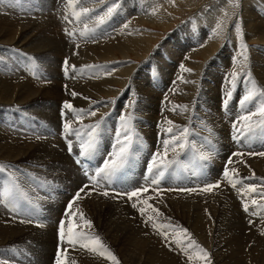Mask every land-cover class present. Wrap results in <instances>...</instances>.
<instances>
[{"label": "rangeland", "instance_id": "obj_1", "mask_svg": "<svg viewBox=\"0 0 264 264\" xmlns=\"http://www.w3.org/2000/svg\"><path fill=\"white\" fill-rule=\"evenodd\" d=\"M20 1L18 0L19 3H20ZM24 1L25 0H22V2H24ZM113 2H114V0H103V3L101 5L108 7L111 4H113ZM116 2H118L119 7L117 8V11L113 14V16L109 20L114 19L115 21H118L120 25H125L124 22L131 15L138 16V14H140V13H146V15H144V18L145 17L148 18L147 19L148 23L144 22V24L141 27L142 33L145 35V38H143V41L139 45L127 44V46H126V44H125L126 48L128 47V50H129L126 53H125V51H123V53L119 52L118 54H116L118 51H114L113 53L109 52L110 55L105 54L107 56V58L96 59L95 60L96 63L93 64L91 67H89L87 69V71L83 72V74H87L88 71H90V72L92 71V73H95V75H100L101 73H104L105 71L109 70L108 73L103 75V76H107L109 73H111L112 68L115 70L117 69L116 67H118V66L119 67H123V66L126 67L127 66L128 68H131V64H132L134 69L135 68L138 70L143 69L141 71H144V69L146 68L145 70H147L149 72H152V70L154 71V70L161 69V68H162V70H174L176 72V71L182 70L183 69L182 67L188 66V69L191 70V72H189V73L193 74V76L197 77L198 74L200 73L202 67H204L202 69L203 72L201 71L203 76L201 75V73L199 74L200 79H198V86H197L198 88H196V86H195L194 90L196 92L194 91L195 93L193 92V94H191V97H190V99L193 97L195 99H191V101L188 102L192 106H191V109H188V111L186 112V114H187L186 118L187 119L185 120V122L186 121H188V122L185 123V127L189 128V132H190L189 137H188V143H187L186 148H185L186 153L185 154L179 153V155H177V153H175V152H170L167 155L169 157V160L170 161L174 160V161H176V163L172 164L167 171H165V169H166L165 168L164 169L165 175L163 177L159 178L160 181H163V182H166L167 178H173V175L169 174L170 169H172V168L179 169V167L175 166V165L178 162L182 161L185 157H189L190 165L194 168L195 171L192 172L190 169H187V168L185 170L183 169V182L186 179H188L186 181V183L183 185L184 186L183 189L192 188V189H197V191H194L191 193H189L187 191L186 192L181 191V195L180 194L177 195V194H175L176 188H170L169 186L168 187L165 186L166 188L165 187L162 188L163 186L161 185V187H159L158 189H156L154 191L153 189L156 187H155V185H151V186H149V191L148 192H142L139 199H137V198H133L132 200L128 199V197L125 193H130L132 190H136L138 188H142V187L148 185L149 174L147 173V168H148V165L151 161V158H152L154 153H157V152L162 153L161 148H160L161 144H162L161 142H163V140L165 138H167V136L162 137L161 135H163V132L161 130H159L163 126L162 124H164L163 101L165 100V93L162 89L153 90V91L160 93V94L155 96L154 103H152V105L150 106L149 112H145L142 110V113H141V110L140 111L136 110L137 108H139L138 103H136L135 105L130 103V104L126 105L125 107H120V108L118 107L117 108L115 106V102H116L117 98L121 95H124V87L121 85L120 82L128 83V79H126V81L122 80V81L117 82V83H120V86H119V84L115 83V85L112 87L111 92L116 91L117 95L103 94V95H100V97L98 96L97 101L99 103L96 102V104H99V105H97L95 108L97 110H99V112H97L98 114L96 113V116H92L89 114L92 109H90V110H88V109L85 110L83 108L81 109L78 106L77 101L68 95L67 90H66L68 88L67 87L68 85L67 84H61L62 82L66 83L65 80L64 81L61 80V76L63 74L62 68L63 67L65 68L64 61L65 60L68 61V65H67L68 69L70 68L69 66H71V68L73 69L74 65L69 64V62H70L69 56H71V54L74 56H75V54H76V56H80L81 52L82 51L85 52V50H86V53H90L94 56L100 57L102 55L100 51L102 49H105L104 47L109 46V44L106 43L105 38H104L106 35H108V33H106V35L104 37L102 36L101 38H93V37H86L85 36L83 38V41H81V42H71L69 37H67V35H66L67 29L70 30L72 28V31L71 30L70 31L73 32L76 29H78V27L83 26L82 24H85V20L87 19V17H84L83 15H81V20L76 21L75 17L73 16L74 11H80V9L82 8L80 6V4H82L80 2V0H78V3L74 7L69 6L67 3V0H30L29 4H27L28 8H26L27 11L25 13V16H23L22 19H25L26 23L28 21H31L35 25V28H34L32 26L33 24L30 23V24H32L31 25L32 29L35 30L33 32V38L36 40V43H38L40 45H46V46L57 44L60 47L61 52L65 48L63 52L66 51V53L64 54L62 52L61 55L51 54L49 57H47L48 59L50 58V60H52V58H53V63L55 65L60 66V68L58 67L59 69L57 68V66L54 67L55 69H53V71L55 73L61 75L58 77V80L57 79L54 80V78L51 77V79H53L54 82H56V83L49 85V83H51V79H49L50 74L48 72H46L45 70H43L44 66L42 68L41 65H44V64L42 63V61L40 59H39L40 65H38V61H37L38 58H36L35 55L28 53L22 49L17 48L18 49L17 50L16 47L4 46V45L0 44V64H2V67L6 68L8 71L18 72L19 67L25 66V67L31 68L32 72L39 75V78H40V79L38 78L39 80L38 79L35 80L36 78L35 79L31 78L32 80H35V81L30 82V86H32V84H33L32 88H33V90L34 89H36V90L33 91L34 94L31 93L32 95L29 94L30 96H27V97L30 101V104L33 106L34 109L38 110L40 107L42 108V112L37 115V118L31 120L27 116L28 113L26 115L24 112V109L22 107L15 106L14 103L13 104L10 103L8 105H7V103H3V102H1L2 104L0 103V126L3 127L2 132L8 133L7 131L4 130V123H5V127L8 129V127H10L9 123L14 122V124L16 125V127L18 129V130H15V133H13L14 131L10 132L11 134L4 137V139L2 137L3 141L1 140V142H0L1 147L7 149V146L9 145L8 143H10L11 140H12V142H11L10 146L28 145V146H31L30 150L33 149V146H36V152L32 158H30V155L27 154V157H26V155L24 157H22V159H20V162L14 161V162L8 164V167L12 168L13 171L18 170V171H15V176L18 178V182H20V184H21L20 185L21 186V192L26 193L27 195L24 196L21 193H15V191L12 189V185H11V190L14 192V198H13L15 201L14 203L16 204L18 210L15 212H12V210H11V212H10V211H7V209H2V210L7 211L9 216H6V218L2 217V216L0 217V224L2 226L4 225L3 228L9 229V227H7V226L10 225L9 219L11 218L12 221L14 222L13 224H15V223L17 224V228L23 229V227H26L30 231L32 230L35 233L25 235V233H23L22 231L19 230L17 232H21L22 234L21 235L16 234L17 237L19 236L18 238L15 236L14 238L11 237V239H10V236H9L7 238V240L5 241L4 245L3 244L0 245V264H55V258L57 256L58 250H60V249H63V251H64L63 259L65 261V264H75V263L76 264H93L94 263V262H90L89 260L94 259L93 256H96V252L80 248L78 245L74 246V245L67 244V229H68V227H70L74 224V221L71 218L77 213L75 206L81 205V203H82L81 199L76 200L72 206V209L70 210L72 215H66L67 205L69 204L70 201L73 200V198L77 192V190H75V189L73 192H71L69 190L70 181H72V180L75 181V179L78 176L81 178H84V180L91 181L92 183H91V186H89V188L94 187V189H95L94 191H91V193L86 195V196L87 197H94V198L102 199V200H100L98 202L100 205L98 207H96V209L90 210L89 212L87 210L86 214L84 216H82L83 219L81 218V220L83 221V224H84V220L91 221L92 227L91 228L82 227L81 229H79L80 227H77L76 232L78 234L81 233L80 234L81 239L85 240V241H87L89 239L94 240L96 237H98L101 244L103 245V247H105V245H106L105 248H107L109 251H111V253L117 257L118 261L120 260L119 264H146L145 262H142V263H135L134 261L131 262L128 259L132 255H134V251H136V253H138L137 255H140L139 259L145 258L148 254L147 246L149 247V245H150L148 242L146 243V241H147L146 239L151 238V235L149 232H154V233L162 232V227L165 224H167L168 227L171 228L169 223L171 224V226L176 227L178 229L183 230V228H184V230H187L186 232L182 231V233H183L182 239L183 240H181L182 241L181 245L183 246L184 250H186V251L188 250L186 253L188 257L186 256V260L183 264H185V263L186 264H188V263L200 264L203 257H202V254L200 253L199 248H197L196 245L201 246L203 249L207 248L205 250L208 251L209 254L211 253L210 254L211 261H212V259L215 258L212 256L214 253H218L219 256H223V258H227L224 254L225 253L229 254L230 249L237 248L238 242H240L241 246L245 247L246 252H248L252 256V253L250 251V247L252 244L249 241L247 242L246 237H249L251 234H254V229L256 228L255 227L256 226L255 218L256 217L258 218L260 216L259 213L257 212L258 209L254 210V211L252 210V213L248 212L249 215L252 216V218L254 217L253 220H252V218L248 219V217H245L242 220L243 224L247 227H246V231L241 233L238 239H237V235H236L237 232H235L233 234V231L231 230V234L233 235V237L230 239V244L228 246L222 248L223 247V245H222V247H219L218 243L216 245L215 241L219 240V238H218L219 229H222L221 228L222 224H223L222 221H225V219L220 216L223 214L222 213V207L223 206L232 210L234 213L236 212L235 213L236 215H237V211H239L241 213L244 212L245 214H247V212H245L244 208H243V205L245 203L248 205V207L250 209L258 207L256 205V203L253 204L252 201L246 202L245 200H243V197L238 196L236 194L237 189L240 187L239 186L240 181H244V180L239 178L240 177V171H239L240 169H238L237 173H236V171L235 172L232 171V170H234V168H235L234 165H236L237 161L232 163V164H228L229 160L235 161L236 159H238V156L234 155V153H237V152H243L244 153L243 156H239L240 158L241 157H247L248 158L249 157L247 154L248 150L246 149L247 146H250V148H249L250 150H252L253 148L256 149V147H254L255 145L258 147V149L261 152H262V150H264L260 146L258 141L253 136L249 137V140L247 141L248 143L245 142L248 144V145L246 144L247 146L245 144L242 146L239 145L241 143V139H244L243 137L247 136L246 134H242L243 137L241 135L239 139H236L237 133L233 129V122L239 120L240 116L244 114L245 109L242 108V105L240 104V100L242 98V95L240 93L239 87L234 86V83L233 84L230 83L231 80L228 81V77L229 78L232 77L234 70H235V73H237V76H239V77L240 76H242V77L247 76L249 83L252 84L255 82V84H252L251 86H249L248 91L252 87H255L256 92H257V96L258 97L261 96L262 100H264V95H259V93L261 91H264L261 88V85H262L261 80L250 75V73L252 72L251 69L247 71V69H249L250 66L253 69V66H252L253 62L251 60H253L252 58H253L254 53L259 52V51L264 52V42H261V41L259 42L256 39L255 40L250 39L251 40L250 41V40H247V38H246L247 34H248V28L246 26V21H247L246 14L251 15L254 18L255 22L258 24V21L256 20V18L254 16L255 12L260 14V16H262L264 18V7L263 6H262L263 8L260 6L256 7V5H258L259 3L264 5V0H116ZM2 4L4 6L7 5L5 3H2ZM83 5L84 4H82V6ZM35 6H38V7L35 8ZM6 7H8V5ZM31 7H33V8H31ZM29 8H31V9H29ZM124 8H125V11H122ZM254 9H256V10H254ZM63 14L67 16L66 20H65ZM5 15H7V16L9 15V17L11 15L10 18L12 19V16H15V12L11 11V10H7L5 12L0 10V16H1L0 18H2V17L7 18V16H5ZM19 15H21V14H19ZM68 16L70 18H68ZM91 20L92 19H89V20L87 19L86 23L88 22L87 24L91 25L92 24V23H90ZM193 20L194 21L197 20L196 21L197 25L199 24L198 25V28H199L198 34L200 36L202 43L199 40L198 47L189 46L188 47L189 51H187V53H185V52L183 53V51H181L180 53L178 52L176 58L173 59V54H174L173 49H175V47L178 46L177 42L179 41V38L177 36H175V32L178 29H181L182 25H184L188 22L193 23ZM143 21H146V19H143ZM259 21H260V24L262 26H264V22L261 20L260 17H259ZM129 22H131V21H129ZM150 23L152 25H150ZM54 24L55 25L57 24V25L55 26ZM217 24H220V26H221L220 29H218V30L216 28ZM252 24L255 25L253 19H252ZM8 25H10V24L8 23ZM72 25H73V27H72ZM237 26L240 29L239 32L236 31ZM8 27H10V26H8ZM73 28H74V30H73ZM244 31L247 34L244 33ZM108 32L113 34V36H115L116 32H118V31L113 32L110 30ZM19 33H20V31H19ZM63 36H64V38H63ZM145 39H147V40H145ZM206 39L207 40L209 39L208 40L209 42ZM212 39H213V41H212ZM41 40H42V42H41ZM243 40H245V41H243ZM144 41H146L147 43ZM229 41H231V42H229ZM240 41H242V42H240ZM199 45L201 46V49L199 48L200 47ZM243 45L244 46L246 45L247 52L244 51ZM149 46H151V47H149ZM170 46H172V48H171L172 50L168 49V47H170ZM86 47H89V48H86ZM71 48H74V49H71ZM81 48L83 50H81ZM132 48H133V51H132ZM144 48H145V50H144ZM207 48L211 51L213 50V52L209 51ZM141 49H142V52H141ZM70 51L72 53H70ZM201 51H203V52H201ZM143 52H145V53H143ZM193 52H195V53L197 52V53L196 54L194 53V55L192 56ZM120 53H121V55H120ZM134 53L137 55H135ZM124 54H126L128 56H125ZM182 54H184L183 57H182ZM188 54L189 55L191 54V59H190L191 61L190 62H191V64L193 63V65H195V66H193V65L189 66L188 65V64H190L189 62H187V59L190 57ZM142 55H144V56H142ZM169 55H171V56H169ZM246 55H248L247 57H249L247 59L248 61L244 59V56H246ZM205 57L206 58L208 57L207 58L208 60ZM2 58H3V61H2ZM29 58H31V59H29ZM221 58H223V60L227 61V62L224 63V61H221ZM250 58H251V60H250ZM102 59H104V61ZM106 59H109V60H106ZM100 60L102 61V63ZM238 60H240V61H238ZM12 61H13V63H12ZM185 61L187 63H185ZM199 61H200V63H199ZM60 62H62V64ZM238 62H241V63H238ZM56 63H58V64H56ZM197 63L200 65H197ZM12 64H15V66H16L15 69L12 68V66H11ZM157 64H159V65H157ZM162 64H164V66H161ZM183 64H184V66H183ZM222 64H224V65H222ZM229 64H230V66H229ZM227 66H229V67H227ZM233 66H234V68H232ZM83 67L85 68L86 65H84ZM198 67H200L201 69L198 70ZM207 67L208 68L209 67H213V68L219 67L221 69V73L224 75L223 77H219L216 84L214 85V92L215 93L213 94V100H210L209 96H207L206 94L203 95L204 94L203 93V85H205V89H207V88H209V86H211L213 84L211 82V80L209 79L210 78L209 75L211 74L212 71L209 70L210 72H208ZM196 68H197V70H196ZM192 71L194 73H192ZM41 72L43 73L42 76L39 74ZM180 72L183 74V71H180ZM4 74L6 75V77L3 79L8 80L10 74H7L6 71ZM4 74H0V79H2V77H3L2 75H4ZM71 75L74 77V71L72 72ZM71 75L70 76L67 75L69 79H71ZM42 77H44V78H42ZM27 80H28V76H27ZM256 80H258V81H256ZM36 81H37V83H36ZM40 81L42 84L40 83ZM46 82H48V83H46ZM59 82H61V83H59ZM202 83H203V85H202ZM36 85H37V87H36ZM55 86H56V89L51 90L50 87L54 88ZM64 87H65V89H64ZM224 87H227L228 89L224 88ZM37 89H39L40 91H38ZM54 90L56 93L54 92ZM38 92L40 94H38ZM139 93L146 94V92L144 90H140V92H139V91L135 90L134 88H132V90L130 92L131 95H128L126 98L128 100L129 99L134 100V99L138 98L139 100H137V101H142L144 97L141 98V95ZM223 93H224V95H223ZM37 96H38V99H37ZM229 96H231V97H229ZM235 99H236V101H235ZM71 101H73L74 103ZM225 101H227L226 106L224 103ZM66 102L72 105V109L67 110L63 107V105ZM93 104H95V103H93ZM147 107H149V106H147ZM21 108H22V110H21ZM75 108H77V109H75ZM103 108H104V110H103ZM245 108L248 109V107H245ZM100 109L102 110V112ZM106 109H107V112H106ZM128 109H129V111H128ZM227 109H229V110L234 109L233 112L230 111L231 117H230V120L228 121V122L231 121L230 122L231 126L229 127L230 129L227 128V131L229 132V133H227L228 146H230V147L232 146V148L234 150L230 154H228L226 159H219V165L217 167L218 172H216L214 170L215 168H213L211 166L210 173H209L211 178L208 181H204L205 179L204 180L199 179L197 182H195L192 180V177L203 176L206 172L207 165L209 163H212L214 161V159H216L215 153L213 152L214 151L213 143H212V140L210 139V137H212L211 132H212V130L219 129L220 127H223L226 123H228L226 121V119L223 120L222 122L217 120L218 116H219V112H220V114L224 113V115H226L225 113H226ZM111 110H113V112ZM70 111H72V114L70 113ZM123 112H124V114H123ZM250 112H253V111H249L246 113H250ZM62 113H63V116H62ZM77 113H78V115H77ZM68 114H71V116H69ZM97 115H99V116H97ZM121 115L125 116L126 119L128 117H132V119L128 121V126L130 128L129 134L132 136L136 134L137 130L141 129L139 127L138 128L134 127L135 126L134 123H137L138 126H141L142 125L141 122L144 121L146 116L151 117V121H153L152 127L153 128L157 127V128H155L153 130V134L151 132V129H149L146 132H142L143 135H137V137H134V139H133L134 142L137 138V140L140 142L139 148L141 150L145 151L146 159L141 158L140 154H138V155L135 154L136 148H134L135 146H134V142H133L132 148L130 149L132 152V156L130 157L129 163L126 165V167L121 172H119L115 177L110 179L111 180V186L109 188H106V187H103L101 185V183L103 182L102 177L97 178V180H89V176L94 175L95 172L93 173V170L95 169V166H98V168L103 167V161L105 159L109 158V154L113 151V146L116 144V133L118 131L123 132L122 129L119 130L118 128L113 129L110 127L111 124L113 122H115L114 120H116L117 122L121 121L120 120ZM72 116H74V117H72ZM81 116L85 117L84 118L85 121H95L97 118L94 125L96 123H100L101 125L104 124L103 126H101V128L99 130V138L97 141L96 150L89 158L80 157L78 155V153L80 151L81 143H86L87 140L89 139V137L86 135V132L84 133L83 129L81 127H79V124H80L79 120H81L79 118ZM196 117H197V119H196ZM192 118L195 120H193ZM255 118L257 119V118H259V116L258 115L255 116L254 120H252L253 121L252 123H254V124L256 123L255 125H257V124L261 125L264 118L260 119L257 122L255 121L256 120ZM22 121H25L30 129L21 128L20 125H21ZM130 121L131 122L134 121V123L132 122V125H130L129 124ZM65 122H69L72 126V129L76 130L79 134L73 135V136H67V134L63 130V124ZM215 126H217V127H215ZM190 127H192V128H190ZM209 128H210V130H209ZM243 128H244V125H241L240 129H243ZM193 129L194 130L196 129L195 131L198 133L194 132ZM106 131H110L111 134H106L105 133ZM202 133H204V134H202ZM157 135H159V136H157ZM201 136H203L204 140L200 139ZM8 137L11 139H9ZM19 137H21V138L19 139ZM250 138H252V140ZM33 139H34V142L37 144H40L44 140L43 141L44 146H45L44 148L46 149L45 151H46V154L48 155V157H46V159L44 161H39L40 158L42 157L43 150H42L41 146L34 145L32 143ZM15 140H18V141H15ZM69 144H71L73 146L71 151L69 150V147H68ZM76 144H80V145H76ZM209 144H211V145H209ZM177 151L179 152L181 150L178 149ZM29 153H30V151H29ZM208 153H211V154L208 155ZM192 154H194V156L199 159V162L198 161H192L193 160ZM204 157H207V160H205ZM250 157L253 158V153ZM141 161L143 163H141ZM139 163H141L143 165L138 170V167L136 168V166ZM0 165H1V163H0ZM183 165H184V163H183ZM37 166H43L44 170H41L39 168L35 169ZM225 169H228L230 171V179L234 180V182L237 185L236 188H233L229 183H227V181L224 180L223 172L225 171ZM24 170L27 171L28 173H26ZM66 171H68V172L66 173ZM75 171L77 172V174L75 173ZM188 171L190 172V174ZM217 174H218V176H216ZM62 176H66V178H63ZM0 178L3 182L2 174H1ZM247 178H249V177H247ZM137 179H141L142 183L137 184L136 186H133L137 182ZM144 181H146V182H144ZM214 181L216 183L220 184L219 188H215L211 192L200 191V189L203 186H206L205 184L212 183ZM262 182H264V181L262 180ZM160 184H164V183H160ZM166 184L167 183H165V185ZM170 189H175V190H170ZM32 191H36L37 195L29 194V192H32ZM64 191H67L66 198L61 199L59 197V195H61L62 192H64ZM102 191H108V193H109L108 196H103V195L98 194ZM232 191H234V192H232ZM2 193H3V191H2ZM194 193H195V195H194ZM174 195L177 197H174ZM241 195L243 196L242 193H241ZM179 196H181V197H179ZM214 197H216V198L214 199ZM145 199L148 200V205L150 204L154 208L159 210V214L157 212L153 211L152 208H150V207L148 208V205H145L142 202ZM216 199H218V200L216 201ZM247 199H249V198H247ZM58 200L62 204V208H60L61 211H60L59 215L55 214V216H54L53 213L55 212V210L52 209V207L54 208V206H58V204H59ZM225 200L226 201H228V200L234 201L235 200L234 202H236L237 205L222 203V202H225ZM209 201H211V202H209ZM133 202L136 203V207H134L132 209ZM212 202L215 204H213ZM1 203L3 205H1ZM4 203H6L4 200H0V207L1 208H4V205H5ZM185 203H187V204H185ZM209 203H211V204H209ZM190 204H192V205H190ZM183 205H186V206L184 207ZM218 206L220 208L216 209V208H218ZM112 207H114L113 208L114 210H112ZM141 207H143L145 210L143 215L140 213ZM174 207L176 209H174ZM177 207H179V208H177ZM182 208H185V209H182ZM50 209H51V212L49 211ZM187 210H188V212H187ZM167 211H168V213H167ZM177 211H178V213H177ZM136 213H137V215H136ZM215 213H217L218 215L217 214L215 215ZM253 213L254 214L256 213V214L254 215ZM257 214L259 216H257ZM173 215H175V216H173ZM201 215H203V216H201ZM236 215L234 217L237 219V222H238L240 219ZM148 217H152V219L149 220ZM193 217H194V221L198 220L199 222H201V224H200L201 227L204 226L203 229L207 232V237H203L202 239H200V236H197L193 232V229H192L194 227ZM1 218H2V221H1ZM108 218L112 220L111 225H113V227L111 230H113V228L116 227L115 228L116 230H114V232L112 234H110L109 236H107L105 234V228H107ZM257 218H256V220H258V219L263 220L262 218H258V219ZM21 219H23L25 221H31V222L30 223L29 222L20 223L19 221ZM184 219H185V221H184ZM210 219H211V221H210ZM246 220L248 223L246 222ZM61 221H64V224H65V240L63 242L60 241V239H59V225H60ZM181 221L183 223H181ZM3 222H5V223H3ZM122 223H123V225H122ZM163 223H165V224H163ZM186 224H188V225H186ZM183 225H184V227H183ZM123 227H126V228L124 229ZM211 227H212V229H211ZM259 227L260 226H258V229H259ZM128 228L130 230H132L131 232H133V233L135 232L134 235L136 234V232L139 235V236L137 235V237L139 239V240H137V243L138 242L139 243L136 245L137 246L136 250H134L132 243H129L131 236L127 235L125 233L123 234L120 231V230H122L123 232L128 231L129 230ZM252 228H254V229H252ZM84 229H86V230H84ZM260 230H262V228H260ZM80 231H82V232H80ZM209 232H211L212 234ZM221 232L222 231H220V233ZM128 233H130V232H128ZM188 233H189V235H188ZM42 236H50L51 238H53L54 244L52 242H50V240L47 237L42 239ZM184 236H186V237H184ZM187 236H189L190 238L189 237L187 238ZM37 237H39V238H37ZM194 237H195V239H194ZM212 237H213V239H212ZM197 238H198V240H197ZM206 238H207V240H205ZM36 239H39L40 241L39 240L36 241ZM143 239H145V241H143ZM192 240H194V241H192ZM107 241H108V243L109 242L110 243L104 244ZM112 241L115 242L114 245H112ZM43 243H45L47 246L50 245L52 252H50L48 254L46 252V250L43 251L41 249V245ZM211 244H213L214 246H212ZM247 244L250 246H248ZM207 246L208 247L210 246V247L208 248ZM189 247H191V248H189ZM220 248H222L221 252H219ZM145 251H146V253H145ZM198 251L201 255L200 254L198 255ZM191 253L194 254V255L192 254V257L190 256ZM36 256H40V257H36ZM74 256H76V257H74ZM85 260H87V262ZM223 260H225V259H223ZM259 261H261V260L260 259L259 260L252 259L251 264H259ZM203 262H206V261L203 260ZM112 264H113V262H112ZM153 264H157V263H153ZM158 264H160V263H158ZM201 264H203V263H201Z\"/></svg>", "mask_w": 264, "mask_h": 264}, {"label": "bare ground", "instance_id": "obj_2", "mask_svg": "<svg viewBox=\"0 0 264 264\" xmlns=\"http://www.w3.org/2000/svg\"><path fill=\"white\" fill-rule=\"evenodd\" d=\"M20 1V0H19ZM18 0H0V10L1 11H7V10H11V11H14L15 12V16H12V19L9 17V15H5L7 16V18H0V44L4 45V46H10V47H16V49H22L28 53H31L33 55L36 56L37 61H38V65H40V60L42 61V63L44 65H41L43 70H45L46 72H48L50 74V77L49 79H51V77L58 80V77L61 76L60 74H57L53 71V69H55L54 67L57 66V68L60 66L59 65H55L53 63V58L52 60H50V58L48 59L47 57H49L51 54L53 55H61V53L64 51L61 52L60 50V47L57 45V44H53V45H50V46H46V45H40L38 43H36V40L33 38V32L35 30L32 29L31 25L33 24L31 21H28L27 23L25 22V19H22L23 16H25V13L27 11L26 8L27 7V4H29L30 0H25L24 2H22V0L20 1V3L18 2ZM80 2L82 4H84L82 6V4H80L81 7H87L88 9H90V15L92 17H95L96 13H99V12H103L107 6H102L101 4L102 3H99L98 0H80ZM2 3H5L8 5V7L4 6ZM33 3V2H32ZM38 3V2H37ZM41 3V2H40ZM30 6V5H29ZM264 7V5L262 4H258L256 5V7ZM38 7V6H35V8ZM255 7V8H256ZM262 7V8H263ZM33 8V7H31ZM29 8V9H31ZM43 8V7H42ZM7 9V10H6ZM36 10V9H35ZM81 10V9H80ZM256 10V9H254ZM122 11H125V8L122 10ZM61 12V11H60ZM59 12V13H60ZM255 12V11H254ZM21 14V15H19ZM151 14V13H150ZM64 15V14H63ZM62 15V16H63ZM144 15H146V13H140L138 14V16H134V15H131L125 22L124 24H127L128 27L125 28L124 25H120L118 21H115L114 19H111L109 21H107L104 25L100 26V27H96L95 26V21L94 19L91 20L90 23H92L91 25H88V29L89 31L85 32V29H84V24H82L83 26H80L78 27V29H76L75 31L71 32L72 31V28L69 30L67 29L66 31V35L67 37H69V39L71 40V42H81L83 41V38L86 36V37H93V38H101L102 36L104 37L106 35V33H108V35H106L104 38H105V41L106 43L109 44V46L107 47H104L105 49H102L100 52H101V56H94L90 53H86V50L85 52H81V55L80 56H75L71 54V56H69V59H70V62L69 64H72L74 65L73 69L71 68V66H69L70 68L65 71V68L63 67L62 70H63V74L61 76V80H65L66 83H61V84H67L68 88L66 89L67 90V93L70 97H72L74 100L77 101V104L78 106L82 109H85V110H90V109H95L96 113L99 112V110H97L95 107L99 104H96V102H98V96L100 97V95H103V94H106V95H117V92L114 91V92H111L112 90V87L115 85V83H117L118 81H126V79H128V83H123V82H120L121 85L124 87V95H121L117 98L116 102H115V106L118 108L120 107H125L126 105L128 104H133L135 105L136 103H138V107L136 110L140 111L141 110V113H142V110L145 111V112H149V109H150V106L152 105V103H154V98L156 95L160 94V93H157L153 90H160L162 89L165 93V100L163 101V113H164V124H162L163 126L159 129L163 132V135H161L162 137L164 136H167V128L168 127H173V130L175 132H179L181 130L182 127H185V123L188 122L185 120L187 119L186 118V112L188 111V109H191V106L188 102L191 101V99H195L193 96V98L190 99L191 97V94H193V92L195 91V86L196 88H198V79H200V76L199 74L201 73L202 75V69L204 67H202V69L200 67H198V70L201 69L200 73L198 74L197 77L193 76V74H190L188 71H185V69H188V66L185 67L184 64L182 67L183 69L180 70V71H183V74L180 72V71H174V70H162L161 69H157V70H152V72H149L147 70L144 69V71H141V70H138V69H134L133 68V65L131 64V68H128L127 66L126 67H116L117 69H113L112 68V71L111 73H109L107 76H103L104 74L108 73L109 70L105 71L104 73H101L100 75H95V73H92V71H88L87 74H83V72L87 71V69L89 68L88 66H92L93 64L96 63V59H100V58H107V56L105 54H109V52H114V51H118L116 54H118L119 52L123 53V51L128 52V47L126 48L127 44H134V45H139L142 41H143V38H145V35L142 33V25L144 24V22L148 23L147 22V19L148 18H144ZM4 16V17H5ZM66 15H64V18H65ZM148 16V15H147ZM247 16V21H246V26L248 28V34L244 31V33L247 34V40H250V39H256L258 40L259 42H264V26H262L260 24V21H259V17L261 18V20L264 22V18L262 16H260V14L256 13L255 12V18L256 20L258 21V24L255 22L254 18L249 15V14H246ZM1 17V16H0ZM9 17V18H8ZM67 17V16H66ZM149 17V16H148ZM68 18H70L68 16ZM150 18V17H149ZM58 19V18H57ZM56 19V20H57ZM88 20L90 18H87ZM87 19L85 20V23L87 21ZM143 19H146V21H143ZM252 19L255 23V25L252 24ZM66 20V19H65ZM23 21V22H22ZM27 21V20H26ZM69 21V20H68ZM131 21V22H129ZM151 21V20H150ZM153 21V20H152ZM197 20H193V23L192 22H188L184 25H182L181 29H178L176 32H175V36H177L179 38V41L177 42V45L175 47L174 50V54H173V59L176 58L177 56V53L183 51V53H187V51H189V46H194V47H198V44H199V40L201 41L200 39V36H199V28H198V25H197ZM8 23L10 25H8ZM32 23V24H30ZM88 23V22H87ZM155 24V23H154ZM55 25V24H54ZM57 25V24H56ZM55 25V26H56ZM71 25V24H70ZM78 25V24H77ZM150 25H152L150 23ZM10 26V27H8ZM34 28H35V25L33 24L32 25ZM73 27V25H72ZM57 28V27H56ZM150 28V27H149ZM246 28V27H245ZM74 30V28H73ZM118 31L116 32L115 36H113V34L109 33L108 31ZM245 30V29H244ZM10 31V32H9ZM20 31V33H19ZM41 31V30H40ZM122 31V32H121ZM204 31V30H203ZM37 32V31H36ZM85 33L84 35H81V33ZM112 32V33H113ZM19 33V34H18ZM38 33V32H37ZM67 33H72L71 35L67 34ZM209 34V33H208ZM231 34V33H230ZM17 35V36H16ZM35 35V34H34ZM42 35V34H41ZM148 35V34H147ZM109 36V37H108ZM246 36V35H245ZM61 37V36H60ZM147 37V36H146ZM149 37V36H148ZM211 37V36H210ZM236 37V36H235ZM238 37V36H237ZM38 38V37H37ZM64 38V36H63ZM203 38V37H202ZM57 40V39H56ZM68 40V39H67ZM147 40V39H145ZM197 40V41H196ZM207 40V39H206ZM209 40V39H208ZM207 40V41H208ZM215 40V39H214ZM234 40V39H233ZM103 41V40H102ZM165 41V40H164ZM213 41V39H212ZM245 41V40H243ZM251 41V40H250ZM42 42V40H41ZM146 42V41H144ZM198 42V43H197ZM209 42V41H208ZM211 42V41H210ZM231 42V41H229ZM242 42V41H240ZM247 42V41H246ZM245 42V43H246ZM101 43V42H100ZM147 43V42H146ZM145 43V44H146ZM202 43V41H201ZM244 43V42H243ZM126 44V46H125ZM151 44V43H150ZM167 44V43H166ZM172 44V43H171ZM204 44V43H203ZM208 44V43H207ZM211 44V43H210ZM215 44V43H214ZM149 45V44H148ZM202 45V44H201ZM129 46V45H128ZM142 46V45H141ZM200 46V45H199ZM203 46V45H202ZM244 46V45H243ZM77 47V46H76ZM151 47V46H149ZM215 47V46H214ZM213 47V48H214ZM245 47V46H244ZM86 48H89V47H86ZM85 48V49H86ZM139 48V47H138ZM148 48V47H147ZM172 46L168 47V49H171ZM201 49V46L199 47ZM17 49V50H18ZM71 49H74V48H71ZM80 49V48H79ZM143 49V48H142ZM142 49H141V52H142ZM166 49V48H165ZM208 49V48H207ZM251 49V48H250ZM76 50V49H75ZM78 50V49H77ZM81 50H83L81 48ZM145 50V48H144ZM150 50V49H149ZM148 50V51H149ZM172 50V49H171ZM209 50V49H208ZM207 50V51H208ZM216 50V49H215ZM73 51V50H72ZM80 51V50H79ZM132 51H133V48H132ZM147 51V52H148ZM206 51V52H207ZM211 51V50H209ZM78 52V51H77ZM76 52V53H77ZM94 52V51H93ZM165 52V51H164ZM191 52V51H190ZM203 52V51H201ZM213 52V50L211 51ZM247 52V51H246ZM252 52V51H251ZM250 52V53H251ZM64 54L66 53L63 52ZM69 53V52H68ZM70 53H72L70 51ZM97 53V52H96ZM120 53V55H121ZM131 53V52H130ZM145 53V52H143ZM189 53V52H188ZM195 52H193L192 56L194 55ZM197 53V52H196ZM195 53V54H196ZM200 53V52H199ZM209 53V52H208ZM249 53V54H250ZM254 53V52H253ZM63 54V55H64ZM74 54V53H73ZM133 54V53H132ZM135 54V53H134ZM205 54V53H204ZM220 54V53H219ZM252 54V53H251ZM67 55V54H66ZM65 55V56H66ZM110 55V54H109ZM115 55V54H114ZM123 55V54H122ZM125 56H128L126 54H124ZM137 55V54H135ZM139 55V54H138ZM166 55V54H165ZM189 55V54H188ZM209 55V54H208ZM144 56V55H142ZM171 56V55H169ZM184 56V54H182V57ZM190 57L187 59V62H189L191 64V54L189 55ZM248 56V55H246ZM67 57V56H66ZM65 57V58H66ZM117 57V56H116ZM140 57V56H139ZM201 57V56H200ZM210 57V56H209ZM56 58V57H55ZM59 58V57H58ZM64 58V57H63ZM68 58V57H67ZM114 58V57H113ZM163 58V57H162ZM206 58V57H205ZM208 58V57H207ZM206 58V59H207ZM218 58V57H217ZM249 58V57H248ZM40 59V60H39ZM124 59V58H123ZM129 59V58H128ZM167 59V58H166ZM240 59V58H239ZM253 60H250L253 62L252 63V66H253V69L252 67L250 66L248 70L251 69V73L250 75L251 76H254L256 78H258L259 80H261V88L264 90V52L262 51H259V52H255L254 55H253ZM64 60V59H63ZM104 61V59H102ZM106 60H109V59H106ZM113 60V59H112ZM136 60V59H135ZM162 60V59H161ZM171 60V59H170ZM193 60V59H192ZM200 60V59H199ZM208 60V59H207ZM216 60V59H215ZM218 60V59H217ZM241 60V59H240ZM238 60V61H240ZM2 61H3V58H2ZM60 61V60H59ZM101 61V60H100ZM194 61V60H193ZM210 61V60H209ZM212 61V60H211ZM221 61H224L223 58H221ZM248 61V60H247ZM185 61V63H187ZM215 62V61H214ZM227 61H224V63H226ZM13 63V61H12ZM62 64V62H60ZM102 63V61H101ZM200 63V61H199ZM238 63H241V62H238ZM16 64V63H15ZM15 64H12V68H16ZM19 64V63H18ZM58 64V63H56ZM145 64V63H144ZM188 64L189 66H192L193 63L190 65ZM202 64V63H201ZM216 64V63H215ZM231 64V63H230ZM229 64V66H230ZM236 64V63H235ZM86 65V67L84 68L83 66ZM116 65V64H115ZM129 65V64H128ZM159 65V64H157ZM197 65H200L197 63ZM208 65V64H207ZM224 65V64H222ZM237 65V64H236ZM244 65V64H243ZM242 65V66H243ZM19 66V65H18ZM135 66V65H134ZM161 66H164V64H162ZM195 66V65H193ZM227 66V67H229ZM246 66V65H245ZM147 67V66H146ZM168 67V66H167ZM58 68V69H59ZM158 68V67H157ZM194 68V67H193ZM206 68V67H205ZM208 68V67H207ZM234 68V66L232 67ZM150 69V68H149ZM12 70V69H11ZM94 70V69H93ZM96 70V69H95ZM105 70V69H104ZM193 70V69H192ZM197 70V68H196ZM206 70V69H205ZM211 72V74L209 75L210 76V80L211 82L213 83L211 86H209V88L205 89V85H203V95H207L209 96L210 100H213V94L215 93L214 92V85L216 84L217 80L219 79V77H223L224 75L221 73V69L218 67V68H213V67H209L208 68V72ZM227 70V69H226ZM225 70V71H226ZM5 71L7 72V74H10L9 75V78L8 80L7 79H3L6 77V75L4 74ZM38 71V70H37ZM74 71V77L71 75L72 72ZM233 71V70H232ZM4 72V73H3ZM219 72V73H218ZM235 72V70L233 71ZM240 72V71H239ZM55 73V74H54ZM192 73H194L192 71ZM248 73V72H247ZM0 74H4L2 75V79H0V103L3 102V103H7L8 104H13L15 106H19V107H22L24 109V112L25 114L27 115L28 113V118L29 119H36L37 118V115L39 113L42 112V108L38 107L36 109L33 108V106L30 104V101L28 99L27 96H30L29 94H34L33 91H35L36 89L33 90L32 86H30V82H33L35 80H37L39 78V75L35 74L34 72H32L31 68L29 67H25V66H21L19 67L18 69V72H12V71H8L6 68L2 67V64H0ZM41 76L43 75V73H39ZM197 74V73H196ZM195 74V75H196ZM204 74V73H203ZM226 74V73H225ZM231 74V73H230ZM34 75V76H33ZM67 75H71V79L68 78ZM228 75V74H227ZM27 76H28V80H27ZM173 76V77H172ZM203 76V75H202ZM172 77V78H171ZM207 77V76H206ZM239 77V76H238ZM36 78L35 80H32V79ZM44 78V77H42ZM204 78V77H203ZM202 78V79H203ZM253 78V77H252ZM251 78V79H252ZM40 79V78H39ZM38 79V80H39ZM227 79V78H226ZM32 80V81H31ZM44 80V79H43ZM53 79H51V83L50 84H53V83H56L54 82ZM231 78L228 77V81H230ZM201 81V80H200ZM203 81V80H202ZM227 81V80H226ZM258 81V80H256ZM251 82V81H250ZM253 82V81H252ZM37 83V81H36ZM41 83V81H40ZM44 83V82H43ZM48 83V82H46ZM120 83H117L119 84L120 86ZM232 83V82H230ZM42 84V83H41ZM40 84V85H41ZM233 84V83H232ZM231 84V85H232ZM252 84H255L252 83ZM251 83H249L248 81V78L247 76L245 77H242L240 76L239 78H237V80L235 81L234 83V86H238L239 87V90H240V93L242 95V97L248 92V89H249V86L252 85ZM48 85V84H47ZM230 85V84H229ZM129 86H131V90L132 88H134L135 90L139 91L140 90H144L146 92V94L144 93H139L141 95V98H143L142 101H137L139 100L138 98L137 99H134V100H128L126 97L128 95H131L130 92L131 90H129ZM208 86V85H207ZM35 87V86H34ZM37 87V85H36ZM35 87V88H36ZM39 88V87H38ZM51 90L53 89H56V86L54 88L50 87ZM201 88V87H200ZM224 88H227V87H224ZM232 88V87H231ZM253 88V87H252ZM251 88V89H252ZM65 89V87H64ZM228 89V88H227ZM38 91H40L39 89H37ZM225 90V89H224ZM46 91V90H45ZM60 91V90H59ZM65 91V90H64ZM231 91V90H230ZM261 91V90H260ZM53 92V91H52ZM55 92V90H54ZM75 92L77 95L76 96H73L72 93ZM159 92V91H158ZM196 92V91H195ZM194 92V93H195ZM36 93V92H35ZM56 93V92H55ZM64 93V92H63ZM31 94V95H32ZM38 94H40L38 92ZM44 94V93H43ZM65 94V93H64ZM221 94V93H220ZM53 95V94H52ZM56 95V94H55ZM59 95V94H58ZM196 95V94H195ZM224 95V93H223ZM222 95V96H223ZM228 95V94H227ZM233 95V94H232ZM240 95V94H239ZM61 96V95H60ZM226 96V95H225ZM36 97V96H35ZM138 97V96H137ZM196 97V96H195ZM205 97V96H204ZM224 97V96H223ZM231 97V96H229ZM34 98V97H33ZM40 98V97H39ZM64 98V97H63ZM62 98V99H63ZM68 98V97H67ZM135 98V97H134ZM37 99H38V96H37ZM36 99V100H37ZM106 99V98H105ZM109 99V98H108ZM100 100V99H99ZM223 100V99H222ZM229 100V99H228ZM232 100V99H231ZM32 101V100H31ZM38 101V100H37ZM233 101V100H232ZM236 101V99H235ZM73 102V101H71ZM44 103V102H43ZM74 103V102H73ZM76 103V102H75ZM95 103V104H93ZM99 103V102H98ZM142 103V104H141ZM204 103V102H203ZM213 103V102H212ZM238 103V102H237ZM261 103H264V100H262L261 96H256V98L250 102V103H247L245 105L242 106V108L245 109L244 113L246 112H249V111H255ZM2 104V103H1ZM57 104V103H56ZM75 105V104H74ZM102 105V104H101ZM110 105V104H109ZM56 106V105H55ZM149 106V107H147ZM161 106V105H160ZM234 106V105H233ZM108 107V106H107ZM245 107H248V109H246ZM21 108V110H22ZM74 108V107H73ZM131 108V107H130ZM184 108H187V111L184 110ZM233 108V107H232ZM77 109V108H75ZM112 109V108H111ZM127 109V108H126ZM162 109V108H161ZM68 110V109H67ZM79 110V109H78ZM101 110V109H100ZM104 110V108H103ZM159 110V109H158ZM201 110V109H200ZM234 110V109H233ZM233 110H229L227 109L226 110V115L223 114H220L219 112V116H218V119L219 121H223L226 119V121L228 122L230 120V111L233 112ZM239 110V109H238ZM247 110V111H246ZM82 111V110H81ZM113 112V110H111ZM129 111V109H128ZM132 111V110H131ZM130 111V112H131ZM134 111V110H133ZM12 112V111H11ZM80 112V111H79ZM84 112V111H83ZM102 112V110H101ZM106 112H107V109H106ZM105 112V113H106ZM109 112V111H108ZM197 112V111H196ZM195 112V113H196ZM224 112V111H223ZM70 113L72 114V111H70ZM85 113V112H84ZM139 113V112H138ZM236 113V112H235ZM71 114H68L69 116H71ZM98 114V113H97ZM124 114V112H123ZM136 114V113H135ZM144 114V113H143ZM189 114V113H188ZM34 115V116H33ZM78 115V113H77ZM192 115V114H191ZM96 116V115H95ZM99 116V115H97ZM104 116V115H103ZM102 116V117H103ZM190 116V115H189ZM195 116V115H194ZM74 117V116H72ZM101 117V116H100ZM193 117V116H192ZM71 118V117H70ZM85 117H80L79 120L80 124H79V127H81L83 129V132L85 133L86 130L88 128H90L91 126L94 125V123L96 122L97 118L95 121H85L84 119ZM145 118V117H144ZM76 119V118H75ZM163 119V118H162ZM189 119V118H188ZM193 119V118H192ZM197 119V117H196ZM256 119V118H255ZM260 119H262L261 117L257 118L255 121H259ZM4 120V119H3ZM10 120V119H9ZM17 120V119H16ZM72 120V119H71ZM78 120V119H77ZM155 120V119H154ZM168 120H171L173 121V125H169L167 123ZM195 120V119H193ZM252 120H254V117L252 118ZM115 122H113L111 124V128H118L119 130L122 129V131L124 130V123L121 122V121H116L114 120ZM136 121V120H135ZM139 121V120H138ZM218 121V122H219ZM262 121V120H261ZM260 121V122H261ZM13 122V121H12ZM20 122V121H19ZM18 122V123H19ZM111 122V121H110ZM134 123V121H132ZM132 122L130 121L129 124L132 125ZM141 122V121H140ZM153 121H151V117H148L146 116V118L144 119V121L141 122V126H138L137 123H134V127H139L141 129L137 130L136 134L133 135V139L134 137H137V135H143L142 132H146L148 131L149 129H151V132L153 134V130L157 127H152L153 126ZM191 122V121H190ZM189 122V123H190ZM216 122V121H215ZM231 122V121H230ZM228 122L226 123L223 127H220L219 129H215V130H212V137H210V139L212 140V143H213V149H214V153H215V156H216V159H214V161L212 163H209L207 165V169H206V172L203 176H199V177H192V180L197 182L199 179H205L204 181H208L211 177L209 175L210 173V168L211 166L213 168H215L214 170L216 172H218V165H219V159H226L228 154H230L234 149L232 148V146H228V141H227V133H229L227 131V128H229L231 126V123ZM253 122V121H252ZM264 122V120H263ZM17 123V122H16ZM69 123V122H68ZM201 123V122H200ZM217 123V122H216ZM10 124V127H8V129L5 127V123H4V130L7 131L8 133H3L2 132V129L3 127L0 126V142L1 140L3 141L4 137L10 135L12 131H14L13 133H15V130H18L16 125L13 123H9ZM77 124V123H76ZM106 124V123H105ZM222 124V123H221ZM256 124V123H255ZM75 125V124H74ZM104 125V124H103ZM101 125V126H103ZM161 125V124H160ZM188 125V124H187ZM190 125V124H189ZM240 126L241 125H244L243 122H241L239 124ZM76 126V125H75ZM78 126V125H77ZM108 126V125H107ZM191 126V125H190ZM195 126V125H194ZM218 126V125H217ZM215 126V127H217ZM239 126V128H240ZM21 128L23 129H30L29 126L27 125V123L25 121H22L21 122V125H20ZM214 127V126H213ZM219 127V126H218ZM257 127V131L255 133V135L253 136L257 141L258 143L260 144V146L264 149V132L260 131L261 127H262V124L261 125H256ZM153 128V129H152ZM192 128V127H190ZM200 129V128H199ZM230 129V128H229ZM112 130V129H111ZM110 130V131H111ZM157 130V129H156ZM194 130V129H193ZM196 130V129H195ZM194 130V132H196ZM202 130V129H201ZM210 130V128H209ZM110 131H106L105 133L106 134H111ZM230 131V130H229ZM155 132V131H154ZM161 132V133H162ZM192 133V132H191ZM198 133V132H196ZM205 133V132H204ZM202 133V134H204ZM17 134V133H16ZM15 135V134H14ZM156 135V134H155ZM211 135V134H210ZM159 136V135H157ZM3 137V139H2ZM15 137V136H14ZM243 137V135H242ZM249 137L250 136H245L243 137L244 139H241V143L239 144L240 146L242 145H246L249 140ZM9 138V137H8ZM21 137H19L20 139ZM53 138V137H52ZM206 138V137H205ZM11 139V138H9ZM201 140H204L203 139V136L200 137ZM252 140V138H250ZM15 141H18V140H15ZM44 141V140H43ZM41 142L40 144H37L34 142V139L32 140V143L34 145H39L42 147V150H43V153H42V157L40 158L39 161H44L46 159V157H48V155L46 154V149L44 148V142ZM7 142V141H6ZM12 142V140H11ZM11 142L8 143L9 145L7 146V149L6 148H2L1 145H0V163L1 165H4L6 166V168H9L8 167V164L16 161V162H20V159H22V157H24L26 155L27 157V154L30 155V158L33 157V155L35 154L36 152V146H33V149L30 150L31 146H28V145H24V146H10L11 145ZM247 142V143H245ZM153 143V142H152ZM161 156L166 160V161H170L169 160V157L167 156L170 152L172 151H168L167 154L165 155L164 154V149H163V142H161ZM211 143V144H212ZM155 144V143H154ZM209 144V145H211ZM250 144V143H249ZM252 144V143H251ZM5 145V144H4ZM76 145H80V144H76ZM207 145V144H206ZM248 145V144H247ZM246 145V146H247ZM134 148L135 149V154L138 155L140 154L141 158H144L146 159L145 157V151L144 150H141L139 148L140 146V142L137 140H135L134 142ZM155 146V145H154ZM193 146V145H192ZM235 146V145H234ZM254 146V145H253ZM210 147V146H209ZM254 147H256V149H252L250 150V146H247V150H248V158L247 157H239L238 156V159H236L234 162H236V165H234V170L238 171V169H240V179H243L244 181H240L239 183V188L237 189V195L238 196H241L243 197V200H245L246 202L247 201H253V199H255V203L256 205L258 206L257 208H249L250 210L248 212L252 213V210H257L258 209V213L259 215L257 214V216H259L258 218H262L263 220L261 219H258L256 216V218L258 220H256L255 218V223H256V228H252L254 229V234H251L249 237H246V240L247 242H251V247H250V251L252 253V256L246 252L245 250V247L241 246V243L238 242V247L235 248V249H230V253L229 254H224L227 258H223V256H219L218 253H214L212 256L215 257L214 259H212L211 261V264H251V261L252 259L254 260H261L259 261V264H264V196L262 195H258L259 194H264V182H262V180L264 181V157H261L259 156L257 153H259V149L258 147L255 145ZM153 148V147H152ZM208 149V148H207ZM202 150V149H201ZM30 151V153H29ZM264 151V150H262ZM188 152V151H187ZM204 152V151H203ZM261 152V151H260ZM180 154H185L186 151L185 149L183 151H179ZM213 153V154H214ZM251 153V154H250ZM253 153V158L250 157ZM204 154V153H203ZM211 154V153H208V155ZM193 157H192V161H198L199 162V159L197 157L194 156V154H192ZM213 156V155H212ZM215 158V157H214ZM24 160V159H23ZM204 162V161H203ZM141 163H143L141 161ZM137 164L136 168L138 167V170L140 169V167H142L143 164ZM184 163V165H183ZM145 164V163H144ZM175 166H178L179 169L177 168H172L170 169L169 171V174H172L173 175V178H167L166 182H163V181H160V183H164V184H159V187H161V185L163 186L162 188H164L165 186H169L170 188H176V191H175V194L177 195H181V191L180 189H183V185L186 183V181L188 179H186L184 182H183V169L185 170L186 168L187 169H190L192 172L195 171L194 168L190 165V159L189 157H185L182 161L178 162ZM237 166V167H236ZM239 167V168H238ZM41 169V170H44V167L43 166H37L35 169ZM10 170L13 171L12 168H9ZM34 169V170H35ZM98 169V166H95V169L93 170V173ZM169 169L166 168L165 171H167ZM25 171V170H24ZM26 173H28L27 171H25ZM68 171H66L67 173ZM189 172V171H188ZM75 173L77 174V172L75 171ZM95 174V173H94ZM190 174V172H189ZM197 174V173H196ZM1 176V174H0ZM191 176V175H190ZM218 176V174L216 175ZM63 178H66V176H62ZM249 177V178H247ZM2 178H3V182L0 178V192L2 193V191H6V190H11V182L7 179L6 177V174H2ZM218 178V177H217ZM102 180L103 182L101 183V185L103 187H106V188H109L111 186V180L110 179H105L102 177ZM214 180V179H213ZM216 180V179H215ZM165 181V180H164ZM217 181V180H216ZM146 182V181H144ZM192 182V181H191ZM215 182V181H214ZM20 184V182H18ZM91 181H87V180H84V178H81V177H77L74 180L70 181V185H69V190L71 192L75 190H78L80 189L83 185L87 184L89 186H91ZM142 181L141 179H137V182L133 185V186H136L137 184H141ZM165 183H167L165 185ZM193 183V182H192ZM205 183V182H204ZM203 183V184H204ZM196 184V183H195ZM21 185V184H20ZM197 185V184H196ZM206 185V184H205ZM252 185H255L256 186V193H251V192H248L246 191L247 187L248 186H252ZM132 186V185H131ZM156 187V186H155ZM166 188V187H165ZM230 189V188H229ZM87 191V190H86ZM180 192V193H179ZM186 192V191H185ZM231 192V191H230ZM234 192V191H232ZM241 193L243 194V196L241 195ZM29 194H34V195H37L36 191H32V192H29ZM66 194H67V191H64L62 192L61 195H59V197L61 199H65L66 198ZM216 194V193H215ZM227 194V193H226ZM195 195V193H194ZM228 195V194H227ZM211 196V195H210ZM30 197V196H29ZM81 205H76L75 208L77 210V213L71 218L73 219L74 221V224H78L80 225V228L81 229L82 227L85 228L84 224H83V221L81 220V217L84 216L86 214V211L88 210V212L90 210H93V209H96V207H98L100 204L98 203L100 200L102 199H97V198H94V197H87L84 193H81ZM168 197V196H167ZM174 197H177L174 195ZM181 197V196H179ZM178 197V198H179ZM219 197V196H218ZM14 198V197H13ZM200 198V197H199ZM209 198V197H208ZM216 197H214L215 199ZM224 198V197H223ZM249 198V199H247ZM258 198V199H257ZM182 199V198H181ZM201 199V198H200ZM211 199V198H210ZM240 199V198H239ZM189 200V199H188ZM218 199H216L217 201ZM64 201V200H63ZM144 201V200H143ZM142 201V202H143ZM193 201V200H192ZM235 201V200H234ZM233 200H228L225 202H222V203H225V204H236V202H234ZM15 202V201H14ZM59 204L58 206H54V208L52 207V209L55 210V212L53 213V215L55 216V214L59 215L61 209L62 208V204L60 203V201L58 200ZM152 202V201H151ZM211 202V201H209ZM221 202V201H220ZM242 202V201H241ZM240 202V203H241ZM19 203V202H18ZM197 203V202H196ZM205 203V202H204ZM203 203V204H204ZM213 203V202H212ZM4 208H1L0 207V217H5L6 216H9V214L7 213V211H10L11 210L9 208H11V206H6V203H4ZM132 204V203H131ZM154 204V203H153ZM174 204V203H173ZM184 204V203H183ZM187 204V203H185ZM200 204V203H199ZM211 204V203H209ZM215 204V203H213ZM244 204V203H243ZM1 205H3L1 203ZM129 205V204H128ZM150 205V204H149ZM179 205V204H178ZM192 205V204H190ZM221 205V204H220ZM166 206V205H165ZM176 206V205H175ZM184 207L186 205H183ZM205 206V205H204ZM203 206V207H204ZM223 206V205H222ZM123 207V206H122ZM213 207V206H212ZM100 208V207H99ZM114 207H112V210ZM134 207H132L133 209ZM149 208V207H148ZM170 208V207H169ZM179 208V207H177ZM220 207L218 206V208L216 209H219ZM231 208V207H230ZM2 209H7V211L5 210H2ZM116 209V208H115ZM118 209V208H117ZM124 209V208H123ZM131 209V208H130ZM138 209V208H137ZM174 209H176L174 207ZM182 209H185V208H182ZM110 210V209H109ZM150 210V209H149ZM169 210V209H168ZM179 210V209H178ZM189 210V209H188ZM187 210V212H188ZM211 210V209H210ZM51 212V209L49 210ZM184 211V210H183ZM218 211V210H217ZM13 212V211H12ZM115 212V211H114ZM136 212V211H135ZM173 212V211H172ZM185 212V211H184ZM247 212V214H244L237 211V215L230 209L226 208L225 206L222 207V215H220L222 218L225 219V221H222V229H219V234H218V238L219 240H216L215 243L217 245L218 243V246L219 247H226L230 244V239L233 237V235L231 234V230L233 231V234L235 232L236 235H237V239L239 238L240 234L243 233L244 231H246V227L242 220L245 218V217H248L249 218H252V216L249 215V213ZM116 213V212H115ZM118 213V212H117ZM168 213V211H167ZM178 213V211H177ZM191 213V212H190ZM211 213V212H210ZM34 214V213H33ZM32 214V215H33ZM217 213H215L216 215ZM254 214V213H253ZM256 214V213H255ZM254 214V215H255ZM137 215V213H136ZM177 215V214H176ZM179 215V214H178ZM184 215V214H183ZM218 215V214H217ZM238 216V218L240 219L238 222H237V219L234 217V216ZM108 216V215H107ZM114 216V215H113ZM117 216V215H116ZM121 216V215H120ZM171 216V215H170ZM175 216V215H173ZM180 216V215H179ZM195 216V215H194ZM203 216V215H201ZM219 216V217H220ZM134 217V216H133ZM178 217V216H177ZM197 217V216H196ZM195 217V218H196ZM220 217V218H221ZM32 218V217H31ZM136 218V217H135ZM203 218V217H202ZM4 219V218H3ZM30 219V218H29ZM138 219V218H137ZM204 219V218H203ZM206 219V218H205ZM247 219V220H248ZM254 219V217L252 218V220ZM5 220V219H4ZM182 220V219H181ZM214 220V219H213ZM246 220V222H247ZM1 221H2V218H1ZM111 219L108 218L107 220V228H105V234L107 236H109L110 234H112L114 232V230H116L115 228L112 229L113 225H111ZM167 221V220H166ZM185 221V219H184ZM211 221V219H210ZM209 221V222H210ZM9 222H10V225L7 226L9 227V229L7 228H3V226L1 227L0 226V245H4L5 241L7 240V238L10 236V239L11 237L14 238L17 235H21L22 233L21 232H17V231H22L23 233H25V235L27 234H34L35 232H33L32 230L30 231L28 228L26 227H23L22 228H17V224H13L14 222L12 221V219L10 218L9 219ZM53 222V221H52ZM163 222V221H162ZM189 222V221H188ZM221 222V221H220ZM2 223V222H1ZM5 223V222H3ZM124 223V222H123ZM122 223V225H123ZM141 223V222H140ZM181 223H183L181 221ZM248 223V222H247ZM165 224V223H163ZM189 224V223H188ZM186 224V225H188ZM201 222H199L198 220H195L194 221V217H193V225L194 227L192 228L193 229V232L197 235V236H200V239H202L203 237H207V232L203 229V227L200 226ZM203 224V223H202ZM207 224V223H206ZM210 224V223H209ZM251 224V223H250ZM127 225V224H126ZM141 225V224H140ZM170 227H168L167 224H165L163 227H162V232H149L150 235H151V238H147L146 240V243L148 242L149 244V247L147 246V250H148V254L145 258H142V259H139V256L140 255H137L138 253H136V251H134V255H132L128 260L131 261V262H135V263H142V262H145L146 264H153V263H160V264H183L186 260V256H187V251L183 249V246L181 245V240L182 239V230L181 229H178L176 227H173L171 226V224L169 223ZM204 225V224H203ZM125 226V225H124ZM132 226V225H131ZM206 226V225H205ZM220 226V225H219ZM254 226V225H253ZM258 226L259 229H258ZM184 227V225H183ZM187 227V226H186ZM213 227V226H212ZM211 227V229H212ZM122 228V227H121ZM124 229L126 227H123ZM207 228V227H206ZM260 228H262V230H260ZM15 229V230H14ZM18 229V230H17ZM129 229V228H128ZM188 229V228H187ZM210 229V228H209ZM218 229V228H217ZM83 230V229H82ZM86 230V229H84ZM184 230V228H183ZM215 230V229H214ZM16 231V232H15ZM123 234H127V235H130L131 238H130V242L129 243H132V246L134 248V250H136L137 248V240L138 237H137V232L136 234L134 235L133 232H131L132 230H128V231H122L120 230ZM180 231V232H179ZM191 231V230H190ZM212 231V230H211ZM218 231V230H217ZM220 231H222L220 233ZM82 232V231H80ZM130 232V233H128ZM9 233V234H8ZM120 233V232H119ZM161 233H165L169 236V240L168 241H165L163 235H161ZM211 233V232H209ZM81 234V233H80ZM122 234V235H123ZM212 234V233H211ZM51 235V234H50ZM85 235V234H84ZM189 235V233H188ZM214 235V234H213ZM136 236V237H135ZM139 236V235H138ZM17 237V236H16ZM19 237V236H18ZM17 237V238H18ZM48 238L50 240V242L53 243V238H51L50 236H42V239L43 238ZM86 237V236H85ZM186 237V236H184ZM189 236H187L188 238ZM26 238V237H25ZM39 238V237H37ZM87 238V237H86ZM190 238V237H189ZM195 239V237H194ZM209 239V238H208ZM213 239V237H212ZM211 239V240H212ZM39 239H36V241H38ZM141 240V239H140ZM191 240V239H190ZM198 240V238H197ZM207 240V238L205 239ZM210 240V241H211ZM40 241V240H39ZM85 241V240H84ZM88 241V240H87ZM85 241V242H87ZM143 241H145V239H143ZM194 241V240H192ZM214 241V240H213ZM128 242V241H127ZM11 243V242H10ZM46 243V242H45ZM45 243H43L41 245V249L44 251L46 250V252L49 254L50 252H52V249L50 248V245L47 246ZM110 243V242H109ZM108 241L104 244H109ZM143 243V242H142ZM190 243V242H189ZM211 243V242H210ZM54 244V243H53ZM115 242L112 241V245H114ZM127 244V243H126ZM144 244V243H143ZM209 244V243H208ZM250 244V243H249ZM7 245V244H6ZM5 245V246H6ZM125 245V244H124ZM130 245V244H129ZM146 245V244H145ZM206 245V244H205ZM212 246H214L213 244H211ZM210 245V246H211ZM248 245V244H247ZM10 246V245H9ZM57 246V245H56ZM116 246V245H115ZM194 246V245H193ZM192 246V247H193ZM209 246V247H210ZM211 246V247H212ZM250 246V245H248ZM3 247V246H2ZM99 248V246H97ZM106 247V245H105ZM129 247V246H128ZM201 247V246H200ZM208 247V246H207ZM208 247V248H209ZM141 248V247H140ZM191 248V247H189ZM219 250V252H221V249ZM7 249V248H6ZM115 249V248H114ZM188 249V248H187ZM207 249V248H205ZM213 249V248H212ZM249 249V248H248ZM125 250V249H124ZM130 250V249H129ZM140 250V249H139ZM190 250V249H189ZM193 250V249H192ZM198 250V249H197ZM196 250V251H197ZM209 250V249H208ZM214 250V249H213ZM218 250V249H217ZM39 252V251H38ZM190 252V251H189ZM208 252V251H207ZM213 252V251H212ZM54 253V252H53ZM132 253V252H131ZM146 253V251H145ZM196 253V252H195ZM209 253V252H208ZM35 254V253H34ZM45 254V253H44ZM92 254V253H91ZM192 254L191 253V257H192ZM197 254V253H196ZM199 251H198V255H199ZM211 254V253H210ZM93 255V254H92ZM145 255V254H144ZM194 255V254H193ZM201 255V254H200ZM72 256V255H71ZM86 256V255H85ZM36 257H40V256H36ZM70 257V256H69ZM73 257V256H72ZM76 257V256H74ZM94 259H91L89 260L90 262H94L93 264H112V261L110 259H107L106 256H101L99 254V251L96 252V256H93ZM125 257V256H124ZM188 257V256H187ZM195 257V256H194ZM201 257V256H200ZM199 257V258H200ZM4 258V257H3ZM2 258V259H3ZM225 259V260H223ZM73 260V259H72ZM204 259H202V261L200 262L203 263V264H207V262H203ZM40 261V260H39ZM87 262V260H85ZM120 261V260H119ZM123 261V260H122ZM197 262V261H196ZM31 263V262H30ZM36 263V262H35ZM76 264V263H75ZM186 264V263H185ZM190 264V263H188Z\"/></svg>", "mask_w": 264, "mask_h": 264}, {"label": "snow or ice", "instance_id": "obj_3", "mask_svg": "<svg viewBox=\"0 0 264 264\" xmlns=\"http://www.w3.org/2000/svg\"><path fill=\"white\" fill-rule=\"evenodd\" d=\"M98 2L103 3V0H98ZM67 3L69 6L74 7L78 3V0H67ZM118 7H119L118 2L114 0L113 4L108 6L103 12L96 13L95 17H92L90 15V9H88L87 7H82L80 11H74L73 16L75 17L76 21L81 20V15H83L84 17L90 18V19H94L95 26L100 27L104 25L113 16V14L117 11ZM65 19H67V17H65ZM124 27L127 28L128 25L125 24ZM220 27H221L220 24L216 25L217 30L220 29ZM84 29H85V32L89 31L87 23L84 24ZM236 31L237 32L240 31L238 26L236 27ZM67 34L71 35L72 33H67ZM84 34L85 33L83 32L81 33V35H84ZM244 51L245 52L247 51L246 45L244 47ZM244 59L247 60L248 57L244 56ZM64 65H65V71H66L67 65H68L67 60L64 61ZM88 67H91V66H88ZM185 71L191 72L190 69H185ZM237 78H238L237 73L234 72L231 77V82L235 83ZM129 90H131V86H129ZM72 95L76 96L77 94L73 92ZM259 95H264V91H261ZM256 96H257V92H256L255 87H253L241 98L240 104L243 106L247 103H250L256 98ZM224 103L226 106L227 101H225ZM63 107L65 109H72V105L67 102L63 105ZM184 110L187 111V108H184ZM89 114L92 116H95L96 115L95 109H92ZM257 115L261 118H264V103H261L260 106L255 111L250 112V113H244L243 115L240 116L238 121L233 122V129L237 133L236 139H239L242 134H246L247 136L255 135L257 131V127L254 123H252V118ZM62 116H63V113H62ZM131 119L132 117H128L126 119L125 116L123 115L120 116V120L125 125L124 130L123 132L118 131L116 133V144L113 146V151L109 154V158L103 161V167L98 168L95 171L94 175L89 176V180H97V178L99 177H103L105 179H112L119 172H121L126 167V165L129 163L130 157L132 156V152L130 149L132 148V145L134 142L133 136L129 134L130 128L128 126V121ZM241 122H243L244 124L243 129L239 128V124ZM167 123L169 125H173V121L171 120H168ZM100 128H101V124L96 123L95 125L91 126L90 128L86 130V135L89 137V139L87 140L86 143H81L80 151L78 153L80 157L89 158L95 152L96 147H97V141L99 138ZM63 130L67 134V136H73V135L79 134L76 130L72 129L71 124L68 122H65L63 124ZM166 131H167V138L163 140L164 154L166 155L168 151H172V152L177 153V155H179V152L177 150L179 149L183 151L186 148V145L188 143V137L190 134L189 128L182 127L179 132H175L173 130V127L170 126L167 128ZM260 131L264 132V122H262V127ZM68 147H69V150L71 151L73 146L69 144ZM257 154L261 157H264V151L259 152ZM234 155L243 156L244 153L237 152V153H234ZM204 159L207 160V157H204ZM174 163H176V161L174 160L166 161L161 156V153L159 152L154 153L148 165V168H147V173L149 174L148 185L142 188H138L136 190H132L130 193H125L128 199L129 200H132L133 198L139 199L141 196V193L148 192L149 186L151 185L156 186V188L153 189L154 191L158 189L159 184H160L159 178L165 175L164 169L170 167ZM232 163H234V161L232 160L228 161V164H232ZM15 171H18V170H15ZM15 171H12L9 168H6V166L4 165H0V174H6V177L11 182L12 189L15 191V193H21L22 195L26 196L27 195L26 193L21 192V186L18 183V178L15 176ZM232 171L235 172V170H232ZM223 178L233 188L237 187L234 180L230 179V171L228 169H225V171L223 172ZM219 187H220L219 183H216V182L207 183L206 186H203L200 189V191L211 192L213 189L219 188ZM94 190H95L94 187L89 188V185L87 184L83 185L80 189H78L73 200L70 201L69 204L67 205L66 215H72L70 210L72 209V206L75 203V201L82 198L81 193L88 195L91 193V191H94ZM170 190H175V189H170ZM180 191H187L191 193V192L197 191V189H192V188L180 189ZM246 191L251 192V193H256L257 189L255 185H252V186H248ZM98 194L103 195V196H108L109 193L108 191H102ZM258 195L264 196V194H259V193ZM13 197H14V192L12 190H6L3 193H0V200H4L6 202V206H11L10 210L15 212L18 209H17L16 204L14 203ZM255 202H256L255 199H253L252 203L255 204ZM143 203L145 205H148V200L145 199ZM132 206L136 207V203L133 202ZM148 207L152 208L153 211L159 214V210L154 208L152 205H148ZM243 208L245 212L249 211V207L246 203L243 205ZM144 211H145L144 208L141 207L140 213L142 215L144 214ZM81 218L83 219V217ZM148 219L151 220L152 217H148ZM19 222L20 223H26V222L30 223L31 221H25L21 219ZM84 226L87 228H91L92 227L91 221L84 220ZM77 227H80V225L73 224L72 226L68 227L67 244L74 245V246L78 245L80 248L87 249L93 252L99 251V254L101 256H106V258L110 259L113 262V264H119L117 257L114 254H112L111 251H109L107 248L103 247L98 237H96L94 240L89 239L87 242L82 240L81 235L76 232ZM182 231L186 232L187 230H182ZM161 235H163L165 241L169 240V236L167 234L161 233ZM59 239L62 242L65 240L64 221H61L59 225ZM97 246H99V248ZM196 247L199 248L200 253L202 254V257L207 262V264H211L210 254L205 249L200 247L199 245H196ZM63 255H64L63 249L58 250L57 256L55 258V264H65Z\"/></svg>", "mask_w": 264, "mask_h": 264}]
</instances>
